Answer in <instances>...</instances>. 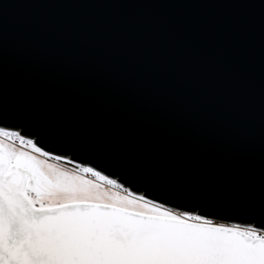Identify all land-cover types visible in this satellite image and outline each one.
Here are the masks:
<instances>
[{"label":"snow or ice","instance_id":"6c2138e0","mask_svg":"<svg viewBox=\"0 0 264 264\" xmlns=\"http://www.w3.org/2000/svg\"><path fill=\"white\" fill-rule=\"evenodd\" d=\"M8 9L0 7V264H264V37L257 156L243 74L223 112L208 105L227 133L210 140L65 78L60 65L79 62L39 33L12 43Z\"/></svg>","mask_w":264,"mask_h":264},{"label":"water","instance_id":"95a60500","mask_svg":"<svg viewBox=\"0 0 264 264\" xmlns=\"http://www.w3.org/2000/svg\"><path fill=\"white\" fill-rule=\"evenodd\" d=\"M5 4L12 43L39 33L53 53L79 62L60 65L65 78L179 131L225 139L208 105L223 112L243 74L247 140L258 156L264 0H0ZM43 144L48 150L49 141ZM126 186L154 195L142 183ZM179 205L168 206L189 207Z\"/></svg>","mask_w":264,"mask_h":264},{"label":"rangeland","instance_id":"374dc122","mask_svg":"<svg viewBox=\"0 0 264 264\" xmlns=\"http://www.w3.org/2000/svg\"><path fill=\"white\" fill-rule=\"evenodd\" d=\"M68 167H71L70 165ZM217 222H220V221H217Z\"/></svg>","mask_w":264,"mask_h":264}]
</instances>
